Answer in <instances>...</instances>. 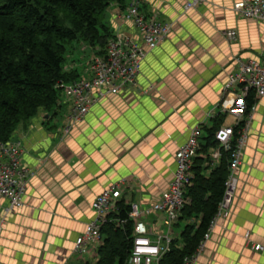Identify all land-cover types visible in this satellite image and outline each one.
<instances>
[{
    "label": "crops",
    "instance_id": "obj_1",
    "mask_svg": "<svg viewBox=\"0 0 264 264\" xmlns=\"http://www.w3.org/2000/svg\"><path fill=\"white\" fill-rule=\"evenodd\" d=\"M233 1L211 0L180 15V0H141L146 16L158 12L161 20L174 23L167 39L143 60L137 86L100 100L67 134L62 130L65 116L59 122L56 118L62 105L68 107L63 98L17 127L12 140L22 143L20 161L34 176L23 207L2 225L0 262L96 263L94 256L84 259L73 250L76 236L96 219L93 199L123 180L119 199L148 207L167 188L174 152L190 129L200 123L203 132L219 115H224L221 124L232 122L226 110L238 89H223L234 69L232 58L264 54V24L236 15ZM116 6L108 11L113 33L132 31L130 24L121 27ZM228 29L235 30V40L221 34ZM89 74L85 68L78 78ZM255 105L245 120L230 215L218 220L195 264H264V99ZM5 204L0 199V214ZM143 220L165 228L159 213L151 211ZM199 222L200 216L179 219L173 225L176 238L186 225L196 230ZM251 244L263 248L254 250Z\"/></svg>",
    "mask_w": 264,
    "mask_h": 264
},
{
    "label": "built area",
    "instance_id": "obj_2",
    "mask_svg": "<svg viewBox=\"0 0 264 264\" xmlns=\"http://www.w3.org/2000/svg\"><path fill=\"white\" fill-rule=\"evenodd\" d=\"M180 1V15L211 4V0ZM140 2L141 0H130L125 12L118 6L117 18L121 27L122 24H130L133 30L125 32L118 28L113 33L106 43L104 53L96 54L91 59L88 77L68 82L57 81L55 88L60 90L68 103L62 125L64 134L82 122L100 100L135 88L143 60L170 34L174 21L161 20L158 12L150 16L140 13ZM231 10L240 17L264 24V0H234ZM221 34L228 40L236 38L233 29L222 30ZM232 62L234 69L227 74L223 85L224 90L233 87L238 89L226 110L232 122L221 124L216 130L214 136L218 147L210 149L208 155L211 169L219 161L220 148L229 153L224 193L195 250L184 256L180 264H195L218 220L226 219L230 215L237 188V170L242 164V150L246 142L248 125L245 120L255 109L256 101L264 99V54L261 58L235 55ZM249 94H252L253 98L250 106L246 101ZM241 122L243 125L237 129L235 137V127ZM201 135L202 125L197 123L190 129L185 140L178 144L173 155L174 169L171 180L167 188L160 192L159 199L151 202L148 207L131 204L128 219L132 225V244L125 264H159L163 255L171 250L172 243L177 237L173 225L178 222L184 206L190 201L187 191L193 182V160L199 149ZM22 151V143L19 140L0 143V199L6 201L0 214V240L2 225L7 215L23 207L28 182L34 176V171L20 161ZM123 185V180L114 182L91 202L96 219L87 222L84 230L76 236L73 250L77 256L84 259L94 256L96 259L94 264H97V250L103 242L100 229L107 220L106 215L114 209L119 200ZM151 211L161 215L165 228L143 220V216ZM115 222L118 226L126 223L127 219H118ZM251 246L254 250L263 248L260 244Z\"/></svg>",
    "mask_w": 264,
    "mask_h": 264
},
{
    "label": "trees",
    "instance_id": "obj_3",
    "mask_svg": "<svg viewBox=\"0 0 264 264\" xmlns=\"http://www.w3.org/2000/svg\"><path fill=\"white\" fill-rule=\"evenodd\" d=\"M129 1L0 0V143L12 140L17 127L39 110L47 112L58 103L57 81L78 78L76 70L64 69L66 43L81 40L102 55L113 33L104 19L100 20L101 14L113 3L123 8ZM246 101L248 106L253 103L252 94ZM223 116L213 118L212 125L202 132L193 160V182L187 191L190 201L179 218L200 216L199 225L196 230L186 225L159 264H180L195 250L223 196L229 153L220 148L219 161L211 169L208 156L210 149L218 147L214 135ZM242 125L235 127V137ZM130 210L131 205L119 199L106 215L97 264H114L117 258L118 264L126 263L132 244ZM118 219L127 222L117 226Z\"/></svg>",
    "mask_w": 264,
    "mask_h": 264
},
{
    "label": "rangeland",
    "instance_id": "obj_4",
    "mask_svg": "<svg viewBox=\"0 0 264 264\" xmlns=\"http://www.w3.org/2000/svg\"><path fill=\"white\" fill-rule=\"evenodd\" d=\"M116 5L117 4L113 3L107 9L106 13H104L103 15L101 14V16H100V20L104 19V22L106 23V25L109 26V28L112 31V33H113V30H112L111 25H110L111 23H110V16L108 14V11L111 12V10L113 8H115ZM126 5H127V3L123 7L124 12H125V9H126ZM140 6L142 7L141 2L139 3V8H140ZM141 12H142V10L140 8V13ZM150 15H152V14H150ZM96 51H97V49H93L88 43H85V42H83L81 40L68 41L66 43V54H65L64 69L66 71L76 70L78 72V74H81V76H82V73L84 72L85 68H89L90 61L96 55ZM58 97H59L58 100H60V103H62V98L64 99V97L61 94L60 90H58ZM65 106H66V108L63 105L61 106L60 116L58 115L56 117L58 122L61 121L62 118L66 115V113L64 115V111L65 110L67 111L68 107H67L66 104H65ZM43 111L44 110L42 109V112ZM151 224H154V223H151ZM157 225L160 226V224H157ZM118 261H119V259L117 258L115 260L114 264H118Z\"/></svg>",
    "mask_w": 264,
    "mask_h": 264
}]
</instances>
